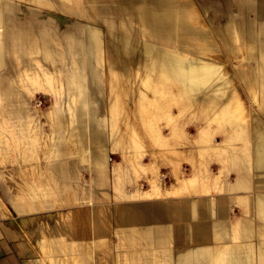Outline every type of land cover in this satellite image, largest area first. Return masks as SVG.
<instances>
[{
    "label": "rangeland",
    "instance_id": "rangeland-1",
    "mask_svg": "<svg viewBox=\"0 0 264 264\" xmlns=\"http://www.w3.org/2000/svg\"><path fill=\"white\" fill-rule=\"evenodd\" d=\"M1 2L0 179L29 172V189L10 192L29 203L45 264H175L172 221L133 217L135 203L180 199L245 149L261 111L264 0ZM130 3L142 10L136 21ZM134 42L197 68L198 87L150 55L133 64ZM57 163L61 189L42 183Z\"/></svg>",
    "mask_w": 264,
    "mask_h": 264
},
{
    "label": "crops",
    "instance_id": "crops-1",
    "mask_svg": "<svg viewBox=\"0 0 264 264\" xmlns=\"http://www.w3.org/2000/svg\"><path fill=\"white\" fill-rule=\"evenodd\" d=\"M1 3L0 31L6 7ZM260 70L256 80L261 111L256 123L246 127L245 149L232 151L229 161H216L210 181L182 189L180 199L135 203L133 217L172 221L181 248L175 264H264V59ZM102 159L96 162L100 169ZM91 173L86 183L94 190L99 181ZM45 178L43 184L61 189V163L54 164ZM30 184L24 168L19 172L7 168L4 185L0 179V190H6L0 194V264H45L37 241L30 236L29 217L34 215L29 203L15 201L10 192L27 190Z\"/></svg>",
    "mask_w": 264,
    "mask_h": 264
},
{
    "label": "bare ground",
    "instance_id": "bare-ground-1",
    "mask_svg": "<svg viewBox=\"0 0 264 264\" xmlns=\"http://www.w3.org/2000/svg\"><path fill=\"white\" fill-rule=\"evenodd\" d=\"M123 5H127V7H124L125 9H123L124 11L127 9L129 10L128 11L129 12L128 21L129 20L136 21L140 18V15L142 13L140 6L135 5L134 3L122 4V6ZM101 17L107 22L109 29H110V36L113 37L112 39L115 40L116 42L115 44L116 46L114 48L115 54H119L121 39L118 36V34H115L112 31L113 27L115 26V22L110 17H108V15H103ZM128 21H125V24L122 25L124 28L128 27V24H129ZM88 50L93 52V45L91 41L87 48V51ZM125 53H126V56H129L132 59L131 61L133 64H136L137 62H142L144 60V57H146L147 55H150V59L153 62V64L158 63L160 65L162 63L161 66L163 65V67H165V70H167L169 74L171 73L179 82L186 84L188 88L196 89L199 85V73H198L197 68L191 67V68L186 69L181 59H175L172 56H170L168 53L149 48L140 42H134L132 45L128 47ZM138 64L139 63H137V65Z\"/></svg>",
    "mask_w": 264,
    "mask_h": 264
}]
</instances>
